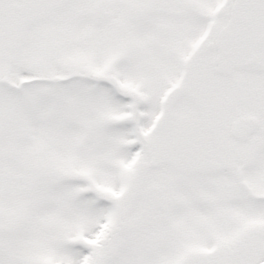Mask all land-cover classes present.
Returning a JSON list of instances; mask_svg holds the SVG:
<instances>
[{
  "label": "snow or ice",
  "instance_id": "snow-or-ice-1",
  "mask_svg": "<svg viewBox=\"0 0 264 264\" xmlns=\"http://www.w3.org/2000/svg\"><path fill=\"white\" fill-rule=\"evenodd\" d=\"M0 264H264V0H0Z\"/></svg>",
  "mask_w": 264,
  "mask_h": 264
}]
</instances>
